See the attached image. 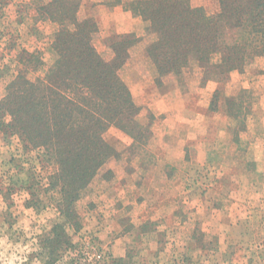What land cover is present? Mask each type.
Instances as JSON below:
<instances>
[{"label": "rangeland", "instance_id": "rangeland-1", "mask_svg": "<svg viewBox=\"0 0 264 264\" xmlns=\"http://www.w3.org/2000/svg\"><path fill=\"white\" fill-rule=\"evenodd\" d=\"M134 1L0 0V264H264V57L250 51L229 69L215 53L222 69L192 58L176 71L149 0ZM76 27L116 65L138 125L104 132L117 154L66 219L64 165L43 143L55 139L14 110L43 95L39 78L70 74Z\"/></svg>", "mask_w": 264, "mask_h": 264}, {"label": "trees", "instance_id": "trees-1", "mask_svg": "<svg viewBox=\"0 0 264 264\" xmlns=\"http://www.w3.org/2000/svg\"><path fill=\"white\" fill-rule=\"evenodd\" d=\"M218 2L220 10L209 14L203 6H193L191 0H149L146 13L153 25L165 32V42L160 46L163 51L170 50L162 54L176 71H181L192 58L198 62L207 60L203 63L222 69L218 62L212 61L215 53L220 54L222 65L229 69L235 68L231 65L234 60H239L243 66L250 51L253 56L264 57V0ZM51 3L44 5L42 10ZM134 3L141 8L140 0ZM67 34L74 39L67 49L76 57L70 74L57 84L39 78L38 86L43 95L29 100L26 110L19 107L14 110L22 123L36 122L35 130L55 139L43 143L49 147L48 153L64 165L59 180L63 182L62 194L66 197L61 215L66 219L79 190L95 178L112 155L117 154L105 141L104 132L112 124L125 128L129 122L138 125L129 110L120 104L123 95L119 92L133 103L123 81L117 78L116 65L100 60L89 31L76 27ZM22 63L28 71L37 66L28 58H23ZM26 133L32 143L39 144L31 131ZM107 173L112 174V171ZM62 225H56L54 231L59 233L62 227L63 233L64 227L73 226ZM64 241L67 246L74 247L70 240Z\"/></svg>", "mask_w": 264, "mask_h": 264}]
</instances>
